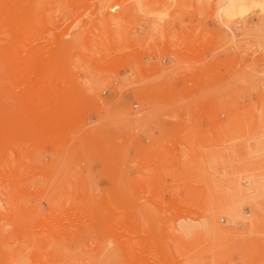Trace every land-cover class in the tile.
<instances>
[{
    "label": "rangeland",
    "instance_id": "374dc122",
    "mask_svg": "<svg viewBox=\"0 0 264 264\" xmlns=\"http://www.w3.org/2000/svg\"><path fill=\"white\" fill-rule=\"evenodd\" d=\"M228 3L0 0V264H264V0Z\"/></svg>",
    "mask_w": 264,
    "mask_h": 264
},
{
    "label": "bare ground",
    "instance_id": "6f19581e",
    "mask_svg": "<svg viewBox=\"0 0 264 264\" xmlns=\"http://www.w3.org/2000/svg\"><path fill=\"white\" fill-rule=\"evenodd\" d=\"M263 1V0H262ZM252 3L258 4L259 1H253ZM226 16L231 18L237 13L238 15H243L245 13V0H229L228 5L225 8ZM244 12V13H243ZM230 15V16H229Z\"/></svg>",
    "mask_w": 264,
    "mask_h": 264
},
{
    "label": "crops",
    "instance_id": "0c3cea01",
    "mask_svg": "<svg viewBox=\"0 0 264 264\" xmlns=\"http://www.w3.org/2000/svg\"><path fill=\"white\" fill-rule=\"evenodd\" d=\"M168 126L170 127L171 125H168ZM140 141L144 142L145 141V138L144 137H141Z\"/></svg>",
    "mask_w": 264,
    "mask_h": 264
}]
</instances>
